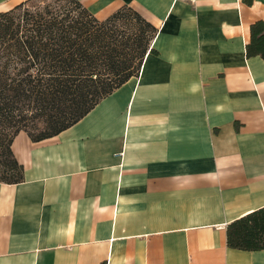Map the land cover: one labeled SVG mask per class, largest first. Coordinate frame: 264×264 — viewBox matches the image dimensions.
Instances as JSON below:
<instances>
[{
  "label": "crops",
  "instance_id": "obj_1",
  "mask_svg": "<svg viewBox=\"0 0 264 264\" xmlns=\"http://www.w3.org/2000/svg\"><path fill=\"white\" fill-rule=\"evenodd\" d=\"M24 0H0V12ZM154 29L137 76L58 135L11 144L0 264H264L226 227L264 207V0H77Z\"/></svg>",
  "mask_w": 264,
  "mask_h": 264
},
{
  "label": "trees",
  "instance_id": "obj_2",
  "mask_svg": "<svg viewBox=\"0 0 264 264\" xmlns=\"http://www.w3.org/2000/svg\"><path fill=\"white\" fill-rule=\"evenodd\" d=\"M25 0L0 12V182L23 180L11 144L24 132L41 141L71 127L133 76L153 51L144 34L123 36L112 21L74 7ZM130 10V9H129ZM131 11V10H130ZM145 26L153 27L134 13ZM246 55L264 59V24L254 23ZM143 32V31H142ZM228 247L264 249V207L226 227Z\"/></svg>",
  "mask_w": 264,
  "mask_h": 264
},
{
  "label": "rangeland",
  "instance_id": "obj_3",
  "mask_svg": "<svg viewBox=\"0 0 264 264\" xmlns=\"http://www.w3.org/2000/svg\"><path fill=\"white\" fill-rule=\"evenodd\" d=\"M47 3L48 6H52L54 9H58V6L59 8L64 6H75L73 4L74 0H42L39 6L43 7L47 5ZM111 23L118 28V32L123 36L129 35L130 37H134L135 35L144 34V39L147 41L149 40V45L151 46L153 31L150 28L149 30L145 29L144 23L128 8L124 7L120 9Z\"/></svg>",
  "mask_w": 264,
  "mask_h": 264
}]
</instances>
